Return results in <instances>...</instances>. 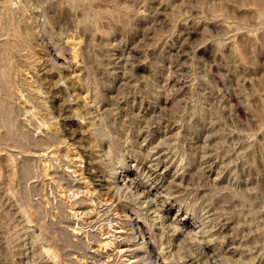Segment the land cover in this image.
I'll return each mask as SVG.
<instances>
[{
    "label": "rangeland",
    "instance_id": "rangeland-1",
    "mask_svg": "<svg viewBox=\"0 0 264 264\" xmlns=\"http://www.w3.org/2000/svg\"><path fill=\"white\" fill-rule=\"evenodd\" d=\"M4 1L0 42L42 103L15 80L13 131L0 119L19 169L0 176V264H122L89 254L111 215L139 260L135 225L158 264H264V0ZM67 150L92 213L72 210Z\"/></svg>",
    "mask_w": 264,
    "mask_h": 264
},
{
    "label": "bare ground",
    "instance_id": "bare-ground-1",
    "mask_svg": "<svg viewBox=\"0 0 264 264\" xmlns=\"http://www.w3.org/2000/svg\"><path fill=\"white\" fill-rule=\"evenodd\" d=\"M2 2V3H1ZM0 3V5L2 6V8L5 10H8V11H10V7L8 6L9 4H7L6 3V1H4V0H2ZM3 9H1V10H3ZM5 10V11H6ZM5 46H6V43H5V45H4V43H2V42H0V119L6 124V126H7V128L5 127V129H8L7 131L9 132V131H11V126L13 125L12 123H11V119H10V117H11V108H13V106H11V104H12V101L14 102L15 101V99H13V98H15V95L16 94H14V97L13 98H10V94H12L13 93V89H12V86H14L13 85V81H15V80H19V79H21L23 82H24V84H26V86H27V90H28V92H29V94H30V96H31V98H33L34 100H37V101H39L40 103H42L41 101H40V97H39V94H38V92L35 90V89H33L30 85H29V81H28V77H27V75L26 74H24V73H22V72H20V70H19V68H17L18 67V65H16V63H15V65L13 64V62H12V60H11V54H8V52H7V50L5 49ZM75 52V51H74ZM72 53V52H71ZM33 56H35V55H33V54H24V55H21L20 56V58L23 60V61H29V59H34L33 58ZM72 57L74 58V54H72ZM56 58H58V57H55V60H56ZM17 66V67H16ZM13 95V94H12ZM13 99V100H12ZM14 105V104H13ZM12 113H13V111H12ZM16 120V119H15ZM2 129V128H1ZM3 131H4V129H2ZM6 131V132H7ZM13 131V130H12ZM11 131V132H12ZM46 136H53V135H55L56 134V131H55V129L53 128V127H47L46 128ZM2 133V132H1ZM12 136H13V133H12ZM21 136V135H20ZM56 136V135H55ZM22 138H23V136H21ZM7 138V137H6ZM6 138H3V139H5L6 140ZM10 138V137H9ZM57 138V137H56ZM8 139V138H7ZM14 139V138H13ZM44 139V138H43ZM18 140H19V137H18ZM24 140V139H23ZM39 140V139H38ZM55 140V139H54ZM14 141V140H13ZM9 142V141H8ZM27 142V141H26ZM27 144V143H26ZM7 145V144H6ZM18 145H20V144H18ZM23 145V144H22ZM6 151H2L1 150V148H0V176H3L4 175V173L5 174H7V180L9 179V183L7 184L9 187H11V185H13L14 184V180H16V179H14V174H15V171L17 170V164L16 163H14V160H13V158H11L10 156H8L6 153H5ZM26 156H28V155H26ZM52 156H53V154H52ZM24 156H22V157H19V159H20V161H21V159L23 158ZM29 157V156H28ZM31 157V156H30ZM32 157H33V154H32ZM57 157V156H56ZM65 157H66V159L65 160H67V164H68V166H70L72 169H73V171L74 172H77L78 173V175L77 176H79V178H80V184L83 186V188L85 187V190H84V192H83V194L82 195H80V197L79 198H77L78 200H76V201H74L73 202V204H72V210H74V209H83V210H85V209H89V210H91V213H92V209H94L93 207H95L94 205H95V203L97 202V203H99V201H100V199H99V201H98V196H96V194L94 193V190L93 189H90V187H88L87 185V183H86V178L84 179V177H82V175L84 176V174H81V173H83V172H80V169L81 168H79V162H80V160H79V156H77L74 152H71V150H67L66 151V153H65ZM24 160H26V159H28V160H31V159H29V158H27V157H24L23 158ZM22 159V160H23ZM16 160V159H15ZM24 160H23V162H24ZM20 161H18V163L20 162ZM29 163V162H28ZM101 164V163H100ZM23 166V165H22ZM21 166V167H22ZM27 167V166H26ZM102 167H103V165H102ZM22 168H24V167H22ZM21 168V170H23ZM71 169V170H72ZM27 171H28V169H26ZM17 172H19V169L17 170ZM22 173H24L23 171H22ZM44 174H46V173H44ZM23 176V175H22ZM77 179V178H76ZM115 179V178H114ZM79 180V179H78ZM88 182V181H87ZM118 184V183H117ZM92 187V186H91ZM124 187V186H123ZM137 187H141V185L140 184H138L137 185ZM80 188V187H79ZM77 189V188H76ZM141 189V188H140ZM97 190V189H96ZM142 192V191H141ZM74 193V192H73ZM76 193V192H75ZM79 193V192H78ZM146 194V193H145ZM148 194V193H147ZM142 195H143V193H142ZM20 196V195H19ZM76 196V195H75ZM169 196V195H168ZM23 197H26V196H24V194H23ZM178 197V196H177ZM18 198V197H17ZM74 198V197H73ZM167 198V197H166ZM169 198V197H168ZM24 199V198H23ZM170 199V198H169ZM178 199V198H177ZM19 200H20V202L23 204V202L25 201L26 202V199H24V200H22V197L20 196V198H19ZM71 200V199H70ZM163 201H165V200H163ZM154 203V202H153ZM156 203V202H155ZM27 204V203H26ZM102 205V204H101ZM105 205V204H104ZM152 205V204H151ZM164 205V204H163ZM27 207H28V205H26ZM97 207V206H96ZM124 207V206H123ZM98 208V207H97ZM96 209V208H95ZM94 209V210H95ZM110 210V209H109ZM116 210V209H115ZM154 210V209H153ZM135 211V210H134ZM141 211V210H140ZM82 212V211H81ZM96 212V211H95ZM118 212V211H117ZM25 213H26V216H27V218H28V221L29 222H31V223H33V220H31V217H33L32 215H34V213H32L30 210L28 211V210H25ZM71 213H74V211L73 212H71ZM84 213H87L86 211L84 212ZM100 213V212H99ZM103 213V212H102ZM125 213V212H124ZM123 213V214H124ZM83 214V213H82ZM84 215V214H83ZM88 215H90V214H88ZM93 215V214H92ZM111 215V214H110ZM109 215V216H110ZM93 217V216H92ZM99 218V217H98ZM97 220V219H96ZM110 221L109 222H112V226L111 227H109V228H105V227H103V224L99 227V238L98 239H96L95 237V242H93L92 244H91V246H89L92 250H90L89 251V254L91 255V256H93V257H98V259L99 260H103L104 262H110L114 257H118L119 258V261H120V263H122V264H141V263H143V262H145V261H148L149 262V264H158V262H157V260H156V258H155V261L153 260V256L151 255V252H148V250H147V247L145 246L146 245V243H145V245H144V239H145V237H147L146 235H148V233L146 234V233H142V231H141V228H140V226L139 225H135V231H137L138 233V237L142 240V243H139V245H140V248L141 249H144L145 251H146V255H148V257L146 256V257H143V258H140V260H139V254L137 253H133V251H132V253H131V251L126 247V244L124 243V242H126V241H124V239L123 238H120L121 236H122V233L124 232L123 230H122V224L119 222L120 220H119V218L116 216V215H111V217H110V219H109ZM63 221V220H62ZM67 221V220H66ZM95 221V220H94ZM69 222V221H68ZM71 222V221H70ZM105 222V221H104ZM43 223V222H42ZM42 223H40V222H37V225H35V224H32V226L33 227H37L36 229L37 230H39V232H40V234H41V236H43V237H47L46 236V233H45V230L44 229H46L45 227H44V225L42 224ZM53 223V222H52ZM62 223V222H61ZM65 223V222H64ZM94 223V222H93ZM97 223V222H96ZM45 224V223H44ZM50 224V223H49ZM60 224V223H59ZM63 224V223H62ZM106 224V223H105ZM55 225H56V223H55ZM88 225V224H87ZM100 225V224H99ZM110 225V224H109ZM108 225V226H109ZM124 225V224H123ZM132 225V224H131ZM54 226V225H53ZM63 226V225H62ZM61 226V227H62ZM65 226V225H64ZM105 226V225H104ZM60 226H59V228H61ZM67 227V226H66ZM69 227V226H68ZM71 228V227H70ZM125 228V227H124ZM152 228V227H151ZM70 230V229H69ZM67 230H64L63 232H65V234L67 233V235L68 236H72V237H76L75 236V230L74 231H67ZM96 231V230H95ZM47 232V231H46ZM60 232H62L61 230H60ZM77 232V231H76ZM64 234V233H63ZM63 234H62V236H63ZM78 234H79V231H78ZM78 234H76V235H78ZM136 234V235H137ZM89 235V234H88ZM92 235V234H91ZM52 236V235H51ZM53 237V236H52ZM91 237V236H90ZM73 238V239H74ZM157 238V237H156ZM54 239H55V237H54ZM63 239V238H62ZM64 239H66V237L64 238ZM75 239H77V240H79L78 239V237L77 238H75ZM74 239V240H75ZM87 239V238H86ZM93 239V238H92ZM88 240V239H87ZM55 241V240H54ZM76 241V240H75ZM81 241V240H80ZM51 242V241H50ZM82 242V241H81ZM149 242V241H148ZM56 243V242H55ZM128 244V243H127ZM56 245V244H55ZM87 245V244H86ZM130 246V245H129ZM55 247V246H54ZM139 248V249H140ZM53 249V248H52ZM136 251V250H135ZM58 252V251H57ZM56 251H55V249L54 250H52L51 251V256H53V258H58V253H57ZM148 252V253H147ZM152 253H154L155 254V252L153 251V249H152ZM85 254H87V253H85ZM85 257V256H84ZM92 257V258H93ZM225 257V256H224ZM86 258H88V257H86ZM91 258V257H90ZM117 259V258H116ZM151 259H152V261H151ZM78 260V259H77ZM86 260V259H85ZM215 260V259H214ZM223 260V259H222ZM220 261V262H218V264H226L227 262H223V261ZM102 261V262H103ZM213 261V260H212ZM209 263H211V262H209ZM229 263V262H228ZM65 264H67L66 262H65ZM103 264V263H102ZM106 264V263H105ZM148 264V263H147ZM161 264H163L162 262H161Z\"/></svg>",
    "mask_w": 264,
    "mask_h": 264
}]
</instances>
